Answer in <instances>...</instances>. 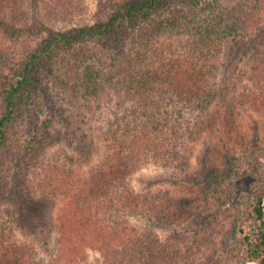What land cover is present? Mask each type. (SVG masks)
<instances>
[{
  "label": "trees",
  "instance_id": "1",
  "mask_svg": "<svg viewBox=\"0 0 264 264\" xmlns=\"http://www.w3.org/2000/svg\"><path fill=\"white\" fill-rule=\"evenodd\" d=\"M23 1L0 0V68L8 67L12 72L10 87L4 93V115L0 117V153L8 127L22 116L19 95L32 90V79L39 77L36 69L40 65L50 74L55 67L61 69L67 78L66 97L78 108L84 105L92 111L102 110L101 114L108 112L109 117L95 129L106 152L88 179L80 173L73 175L72 170L65 169V162L47 157V151L66 138L57 119L42 122L21 152L17 176L26 181L28 174L36 172L40 181L30 187L34 199L64 197L60 221L54 226V247H50L51 257H46L13 235L3 234L0 264H78L85 256L84 247L101 252L106 264L173 263V254L144 223L171 219L174 212L162 209L158 202L146 206L133 191L129 175L150 160L165 166H187L192 137L204 129L208 118L221 119V114H211V108L227 96V89L223 90L227 83L217 85L212 81L208 64L191 67L187 57L179 60L181 66L168 60L157 41L164 34L174 33L170 34L173 37L193 31L207 45L214 43L216 35L236 42L250 30L260 34L264 28L256 26L255 16L243 29V0H100L89 20L81 18L70 26L65 25L68 15L83 12L80 0H44L45 18L52 26L37 18L31 24L21 18L17 21L18 13L24 12ZM257 3L260 8L262 3ZM6 12L11 13V21L3 18ZM257 12L253 10V15ZM33 32L48 33L42 47L19 57L9 54L2 39L23 38ZM243 45L239 60L247 55L248 47ZM262 59L261 73H256L258 77L251 85L254 95L232 97L237 104L264 106ZM102 105L104 108H100ZM85 121L81 120L86 126ZM82 123L78 127L79 143L86 152L94 142L91 129ZM66 141L72 147L73 140ZM47 159V168L38 174ZM2 170L0 161V173ZM21 221L19 227L27 225L45 237L48 224L36 229L33 222L25 218ZM243 237L246 261L264 264L263 197L253 203L251 226Z\"/></svg>",
  "mask_w": 264,
  "mask_h": 264
},
{
  "label": "rangeland",
  "instance_id": "2",
  "mask_svg": "<svg viewBox=\"0 0 264 264\" xmlns=\"http://www.w3.org/2000/svg\"><path fill=\"white\" fill-rule=\"evenodd\" d=\"M80 1L83 12L68 15L65 25L77 24L81 18L89 20L100 2ZM243 1L246 8L241 18L246 25L242 27L257 16L256 26L264 28V0ZM258 1L262 3L260 8L256 7ZM179 4L183 6V3ZM22 6L24 12L18 13L17 21L21 18L23 22L31 24L37 18L52 26L45 18L44 0H24ZM253 10L259 12L253 15ZM260 12L262 14L257 15ZM10 16L11 13L6 12L3 18L11 21ZM170 34L174 33L164 34L157 41L163 54L170 58L168 60H175L181 66L179 60L187 57L190 61L187 63H192L191 67L208 64L212 81L215 80L217 85L227 83L223 89H227V96L220 102L215 101L211 108V114H221V119L215 116L211 121L208 118L204 129L192 137L193 149L188 155L187 166H165L150 160L130 173L132 189L144 199L146 206L158 202L162 209L174 212L171 219L147 220L144 224L155 231L160 243L173 254L175 261L171 264H249L245 257L243 236L251 226L253 203L263 197L264 205V106H242L232 97L241 99L244 97L242 94L254 95L251 85L257 74L261 73L264 29L260 34L250 30L248 36L242 35L244 39L237 37L236 42L231 37L216 35L214 43L208 45L202 43L201 35H194L196 33L193 31L173 37ZM47 37V32H33L23 38L2 40L9 48V54L19 57L31 49L42 47ZM243 43L248 47L247 55L239 60ZM172 69L180 71V68ZM36 71L39 77L32 79V90L19 95L22 116L8 127V138L0 153L3 166L0 173V195L3 196L0 198V235H13L22 243L44 253L43 256L51 257V248L54 247L52 239L57 234L54 226L60 221L65 199L58 195L44 201L31 196V184L35 186L40 179L36 172L28 174L26 181L18 178L21 152L43 121L56 118L66 138L50 148L47 157H52L51 161L58 159L59 163L65 162L66 170H72L73 175L80 173L88 179L104 160L106 148L95 129L102 125L103 118L109 116L106 110L101 114L100 109L92 111L93 108L86 109L84 105L78 108L76 102L68 101L65 92L67 78L60 68L55 67V72L50 74L46 67L40 65ZM11 79L12 72L8 67H1L0 117L4 115V93L10 87ZM93 104L96 106V103ZM81 120H86L87 125ZM81 123L83 127L91 129L89 132L93 136V146L86 152L81 150L79 143L78 127ZM67 139L73 140L72 147L66 144ZM69 155L73 156L72 159L68 158ZM47 162L48 159L40 166L38 174L47 168ZM24 218L29 223L33 222L36 229L48 224L45 237L27 225L19 227ZM44 241H48V245H43ZM83 252L85 256L78 264H106L101 252L85 247Z\"/></svg>",
  "mask_w": 264,
  "mask_h": 264
}]
</instances>
